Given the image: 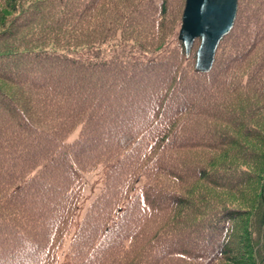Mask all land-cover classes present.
<instances>
[{
    "label": "trees",
    "instance_id": "1",
    "mask_svg": "<svg viewBox=\"0 0 264 264\" xmlns=\"http://www.w3.org/2000/svg\"><path fill=\"white\" fill-rule=\"evenodd\" d=\"M184 4L0 0V264H59L98 165L67 264H264V0L207 72Z\"/></svg>",
    "mask_w": 264,
    "mask_h": 264
},
{
    "label": "water",
    "instance_id": "2",
    "mask_svg": "<svg viewBox=\"0 0 264 264\" xmlns=\"http://www.w3.org/2000/svg\"><path fill=\"white\" fill-rule=\"evenodd\" d=\"M237 0H185L177 39L188 56L195 39L194 70L207 72L220 40L231 30Z\"/></svg>",
    "mask_w": 264,
    "mask_h": 264
},
{
    "label": "rangeland",
    "instance_id": "3",
    "mask_svg": "<svg viewBox=\"0 0 264 264\" xmlns=\"http://www.w3.org/2000/svg\"><path fill=\"white\" fill-rule=\"evenodd\" d=\"M180 29V26H179ZM77 134V133H76ZM76 134H73L69 140H73L76 137ZM106 168L102 165H98L95 169L89 172H85L81 175L80 182V193L79 200L77 203V209L73 217L72 230L70 235L66 237L62 243L61 249L57 252V260L59 264H67L69 261V252H70V241L75 234L76 230L79 228L82 223L87 208L91 202L95 199L99 193L105 179V170ZM126 258H120L119 262L116 264H125Z\"/></svg>",
    "mask_w": 264,
    "mask_h": 264
}]
</instances>
